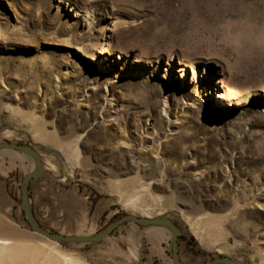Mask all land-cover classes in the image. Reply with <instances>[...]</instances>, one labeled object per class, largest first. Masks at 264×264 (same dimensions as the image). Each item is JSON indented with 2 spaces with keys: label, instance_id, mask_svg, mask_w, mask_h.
I'll return each mask as SVG.
<instances>
[{
  "label": "rangeland",
  "instance_id": "1",
  "mask_svg": "<svg viewBox=\"0 0 264 264\" xmlns=\"http://www.w3.org/2000/svg\"><path fill=\"white\" fill-rule=\"evenodd\" d=\"M5 142L42 154L30 197L47 231L166 218L183 264H264V0H0ZM19 153L0 151L23 161L0 169V222L41 249L35 264H175L165 227L35 233L22 183L36 163Z\"/></svg>",
  "mask_w": 264,
  "mask_h": 264
},
{
  "label": "water",
  "instance_id": "2",
  "mask_svg": "<svg viewBox=\"0 0 264 264\" xmlns=\"http://www.w3.org/2000/svg\"><path fill=\"white\" fill-rule=\"evenodd\" d=\"M1 150H15L25 155L31 156L35 159L36 170L25 175L22 183V209L24 212L25 220L31 225L33 231L49 240L59 243H101L107 238L111 237L115 231L128 223H135L139 227H165L170 230L172 238L170 241V255L175 264H183V261L179 253V240L182 231L178 225L171 219L166 218H144L136 215H126L114 223H112L104 233L97 236H65L62 234L54 233L43 229L36 221L31 210V197H30V185L33 180L40 179L46 170L44 165L42 154L35 150L31 146H26L17 143H0ZM211 264H239L237 261L230 257H218L213 260Z\"/></svg>",
  "mask_w": 264,
  "mask_h": 264
},
{
  "label": "bare ground",
  "instance_id": "3",
  "mask_svg": "<svg viewBox=\"0 0 264 264\" xmlns=\"http://www.w3.org/2000/svg\"><path fill=\"white\" fill-rule=\"evenodd\" d=\"M222 99L225 97L221 96ZM165 231H169L166 229ZM15 236V235H14ZM20 239V238H19ZM14 239L11 237L10 229L8 226L1 224L0 222V264H12V261H17L18 258L23 260H28L29 264H35L37 262H41V260H37L35 256L40 252L39 249L30 248L24 240ZM46 248V247H45ZM56 253V252H54ZM41 254V252H40ZM52 254V253H51ZM42 255V254H41ZM44 255V254H43ZM39 256V255H38ZM45 259L58 264L60 257L63 259L65 264H79L66 255H57L53 256L50 254L44 255ZM36 258V259H34ZM44 259V257L42 256ZM46 260H44L46 262ZM22 262V261H21ZM24 262V261H23ZM38 263V264H39ZM43 264V263H42Z\"/></svg>",
  "mask_w": 264,
  "mask_h": 264
},
{
  "label": "crops",
  "instance_id": "4",
  "mask_svg": "<svg viewBox=\"0 0 264 264\" xmlns=\"http://www.w3.org/2000/svg\"><path fill=\"white\" fill-rule=\"evenodd\" d=\"M14 152H18V151L14 150ZM19 154H23V153L20 152ZM3 158L0 159V169L2 170L3 173H5L4 176L7 177L12 175L17 170L18 162L23 164L22 159H19L18 155H3ZM7 159H9L8 162ZM26 163L27 162L25 161L24 164ZM7 184L8 182L5 179H3V177H1L0 175V190L1 191L7 190Z\"/></svg>",
  "mask_w": 264,
  "mask_h": 264
},
{
  "label": "trees",
  "instance_id": "5",
  "mask_svg": "<svg viewBox=\"0 0 264 264\" xmlns=\"http://www.w3.org/2000/svg\"><path fill=\"white\" fill-rule=\"evenodd\" d=\"M124 216H126V214H123V215H122L121 217H119V218H122V217H124ZM181 238H182V237H181ZM191 242H192V245H193V246H195V247L197 246V243H196V241H195L193 238L191 239ZM205 255H206V254H205Z\"/></svg>",
  "mask_w": 264,
  "mask_h": 264
}]
</instances>
